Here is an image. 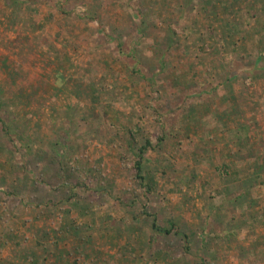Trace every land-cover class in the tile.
<instances>
[{
    "label": "rangeland",
    "instance_id": "rangeland-1",
    "mask_svg": "<svg viewBox=\"0 0 264 264\" xmlns=\"http://www.w3.org/2000/svg\"><path fill=\"white\" fill-rule=\"evenodd\" d=\"M0 264H264V0H0Z\"/></svg>",
    "mask_w": 264,
    "mask_h": 264
},
{
    "label": "crops",
    "instance_id": "crops-1",
    "mask_svg": "<svg viewBox=\"0 0 264 264\" xmlns=\"http://www.w3.org/2000/svg\"><path fill=\"white\" fill-rule=\"evenodd\" d=\"M231 141V140H230ZM231 144V143H230ZM224 146H227V148H226V150H225V152H224V154L226 153L227 154V156H225V155H223V156H225V157H219V158H221L220 160H221V163L222 164H227V165H229V167L230 168H232V161H231V159H232V156H233V151H232V147L231 146H233V145H226L225 143H224ZM223 158V159H222ZM233 169V168H232ZM226 182H227V180H225ZM229 183L231 184L232 183V181H229Z\"/></svg>",
    "mask_w": 264,
    "mask_h": 264
},
{
    "label": "trees",
    "instance_id": "trees-1",
    "mask_svg": "<svg viewBox=\"0 0 264 264\" xmlns=\"http://www.w3.org/2000/svg\"><path fill=\"white\" fill-rule=\"evenodd\" d=\"M141 150H142V149L140 148L139 151H141ZM138 167H139V165L137 164V165H136V169H137V171H139V168H138Z\"/></svg>",
    "mask_w": 264,
    "mask_h": 264
}]
</instances>
